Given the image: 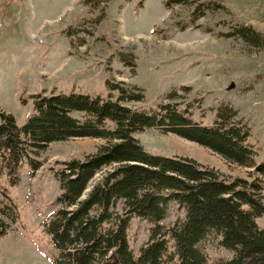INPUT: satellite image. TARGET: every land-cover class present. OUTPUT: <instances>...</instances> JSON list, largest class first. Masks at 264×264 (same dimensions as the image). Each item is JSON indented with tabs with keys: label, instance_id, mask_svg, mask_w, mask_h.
Listing matches in <instances>:
<instances>
[{
	"label": "trees",
	"instance_id": "1",
	"mask_svg": "<svg viewBox=\"0 0 264 264\" xmlns=\"http://www.w3.org/2000/svg\"><path fill=\"white\" fill-rule=\"evenodd\" d=\"M170 3L190 4L191 20L219 7L212 0H165ZM224 25V34L264 47V31L254 25L233 19ZM84 28L70 25L66 33ZM107 81L105 95L74 90L32 94L33 111L23 124L0 107V176L6 172L13 185L24 162L40 167L37 155L50 142L105 139L94 152L62 160L55 170L58 206L43 223L56 250L51 263L264 264V225L258 221L264 215V158L256 159L251 126L238 109L220 103L206 120L204 114L195 115L191 101L177 100L175 92L148 105L140 103L145 93L139 86ZM150 127L172 131L251 168L247 175H224L189 156L150 151L136 136ZM172 201L183 215L167 225L162 219ZM18 212L5 190L0 235L8 230L7 217ZM134 217L149 223L148 238L137 250L129 238Z\"/></svg>",
	"mask_w": 264,
	"mask_h": 264
},
{
	"label": "rangeland",
	"instance_id": "2",
	"mask_svg": "<svg viewBox=\"0 0 264 264\" xmlns=\"http://www.w3.org/2000/svg\"><path fill=\"white\" fill-rule=\"evenodd\" d=\"M212 1L219 7L191 20L190 4L165 5V0H0V107L23 124L33 111L32 94L43 90L105 95L107 80H113L139 86L145 93L140 103L148 105L175 92L206 120L215 105L236 107L251 126L256 159H263L264 47L223 31L230 19L264 31V0ZM70 25L85 28L68 35ZM136 136L150 151L189 156L224 175H247L251 168L172 131L150 127ZM104 141L88 136L54 140L38 153L40 167L23 163L16 185L6 172L0 176V198L7 190L19 211L7 217L8 230L0 235V264H52L56 250L43 223L58 206L55 170L60 161L82 158ZM182 215L172 201L162 222L171 224ZM258 221L264 225V215ZM148 235L149 223L134 217L129 228L133 248Z\"/></svg>",
	"mask_w": 264,
	"mask_h": 264
}]
</instances>
